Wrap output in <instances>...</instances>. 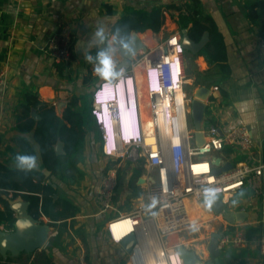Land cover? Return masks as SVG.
Returning <instances> with one entry per match:
<instances>
[{
	"label": "crops",
	"instance_id": "0c3cea01",
	"mask_svg": "<svg viewBox=\"0 0 264 264\" xmlns=\"http://www.w3.org/2000/svg\"><path fill=\"white\" fill-rule=\"evenodd\" d=\"M193 8L200 12L199 18L206 25H217L224 37L226 60H209L205 47L198 53L186 50L184 89L192 97L204 87L210 89L204 101L217 99L219 115L215 121L224 130L238 123L248 124L255 149L264 160V61L261 57L264 0H0V70L5 67L8 70L7 84L0 92V162L18 168L16 155L27 154L26 144L30 145L38 158L35 170L43 173L44 182L56 190L53 199L56 206L51 208V213L61 212L65 201L75 210L74 215L67 213L58 219L42 212L39 219L50 231L47 243L34 252L1 253L0 264H79L81 254L89 264L126 263L124 255L128 252L110 241L107 221L114 214L129 212L146 201L149 169L143 166L136 179L133 176L142 165L134 164L120 171L114 196L119 212L101 213L95 196L107 159L102 154L101 132L92 114V95L100 81L115 77L127 68L135 53L171 35L183 38L188 34L193 25L190 11ZM155 9L162 14L159 29H132L129 43L122 45L114 27L126 16L150 14ZM62 25L72 30L71 58L67 62H58L45 51L49 37ZM101 28L103 41L96 36ZM135 38L140 47L129 59L125 50ZM101 51H111L113 56V74L107 77L97 73V68L101 67L98 58ZM221 65L229 66V71H224ZM31 94L39 101L29 111L35 121L41 119L45 108L53 109L59 119L47 136V140H54L55 162L50 168L41 152L38 140L43 136H37V123L28 131L20 127L25 126L23 104ZM143 112H148L146 98H143ZM239 157L249 160L245 155L239 154ZM18 196L1 195L9 205L10 200ZM200 205L204 212L200 215L196 209L194 214L202 220L186 234V238L193 241L186 248L195 252L203 264H216L207 252V243L214 231L238 228L251 238L264 234V195L256 201L245 197L244 204L236 208V211L250 210L245 222L230 223L207 202ZM1 210H5V205L0 201ZM11 211L12 217L17 219L16 211ZM0 228L13 231L15 226L6 218L0 220ZM53 231L57 233L52 234ZM177 238L172 236L170 242L174 243ZM220 251L221 264H260L257 243L241 247L226 243ZM6 257L11 260L7 261Z\"/></svg>",
	"mask_w": 264,
	"mask_h": 264
},
{
	"label": "built area",
	"instance_id": "2783aa9c",
	"mask_svg": "<svg viewBox=\"0 0 264 264\" xmlns=\"http://www.w3.org/2000/svg\"><path fill=\"white\" fill-rule=\"evenodd\" d=\"M71 44L72 30L68 25H62L49 37L45 51L56 61L67 62L71 58ZM185 53L182 38L177 34L171 35L157 45L135 53L127 68L115 77L100 81L92 95V114L101 118L100 105H111L108 91L117 81L133 77L138 85L142 136L130 144L120 143L113 155L105 154L106 136H101L102 154L107 164L95 200L101 213L119 212L114 204L119 172L134 164L149 169L146 174V201L129 212L114 214L107 221L113 244L121 246L123 238L135 234L134 248L139 249L144 264L149 260L152 264H174L172 261L175 260L180 264L185 262L180 248L189 250L186 245L193 241L188 240L186 234L202 220L201 216L191 214L189 207L192 203L218 198L224 203V211H236L244 204L245 197L256 201L264 195V160L255 149L250 126L242 122L228 130L221 128L215 121L216 113L208 111L210 105L218 102L214 97L206 101L201 125L204 138L202 144L197 143L191 106L193 97L184 89ZM261 57L264 61V41ZM7 73L6 67L0 70V92L7 84ZM143 98L147 99V114L143 112ZM134 148L138 150V159L131 161L129 157ZM239 154L249 157V160L240 159ZM217 158L220 159L219 164L215 163ZM229 162L233 164L231 169L217 172ZM205 165L207 171H204ZM194 167L199 175L194 173ZM209 192L213 193L212 197L207 195ZM234 198H239L240 202L233 205ZM121 221H130L131 230L118 232L122 239L117 240L113 225ZM217 231L222 235L220 250L226 243L235 247L257 243L259 263L264 264V234L251 238L238 228ZM56 233L53 231L52 234ZM172 236L178 237L174 243L170 242ZM211 237L212 234L207 252ZM124 256L125 264H135L133 254ZM79 264H89L84 254L80 255Z\"/></svg>",
	"mask_w": 264,
	"mask_h": 264
},
{
	"label": "trees",
	"instance_id": "16d2710c",
	"mask_svg": "<svg viewBox=\"0 0 264 264\" xmlns=\"http://www.w3.org/2000/svg\"><path fill=\"white\" fill-rule=\"evenodd\" d=\"M178 10L189 11L186 7L175 6ZM193 14V25L189 29L188 35L191 39L200 40L205 32L209 31L210 40L205 45L204 53L211 61H224L226 60V47L224 42V37L219 31L216 24L206 25L202 18H199V11L196 8L190 10ZM208 19V18H207ZM162 23V14L159 9H155L150 14L136 13L124 17L113 29L116 36L121 40L122 45L129 43L131 34L130 30L134 29L136 31H144L148 27L158 30ZM221 68L229 71V66L221 65ZM34 100V101H33ZM39 101L36 95L31 94L27 97L26 103L23 104L24 115L27 118L25 121V126L22 127L23 130L28 131L32 129L37 123L36 133L40 138L42 134L43 138H40L39 143L41 146V152L44 161L49 168L53 166L55 162V153L53 151V141L47 140V136L51 135V131L58 125L59 119L53 109L45 108L42 109V117L39 121H35L29 114L31 106H37ZM27 154L36 156L34 149L26 144ZM122 171V170H121ZM143 171V166L136 170L133 178H138V176ZM120 173V172H119ZM45 175L35 169L24 170L20 168H11L0 162V201L5 205V210L0 211V220L9 218L10 225L15 226L16 218L11 215V209L9 202L1 197L2 194L13 197L21 194L24 199L29 201V213L39 219L41 213L50 216L52 219L63 218L67 215H74L75 210L70 202L65 201L64 209L59 213H51V208L56 206L53 202L55 189L44 182ZM134 179V180H135ZM23 191H26L23 193ZM66 204V206H65ZM70 211V212H68ZM67 225V223L65 224ZM1 255V251H0ZM10 261V257H6ZM1 259V258H0Z\"/></svg>",
	"mask_w": 264,
	"mask_h": 264
},
{
	"label": "water",
	"instance_id": "95a60500",
	"mask_svg": "<svg viewBox=\"0 0 264 264\" xmlns=\"http://www.w3.org/2000/svg\"><path fill=\"white\" fill-rule=\"evenodd\" d=\"M208 40L209 34L207 32L199 42L192 40L188 34H184L182 38V45L186 50H189L193 53H198L205 47ZM139 47L140 42L137 38H135V41L127 46L125 50V55L127 58L130 59ZM127 63L129 65L128 61ZM204 88L196 92L191 102L192 117L196 128L197 143L199 145L202 144L204 138L203 132L201 130L203 117L207 108V104L204 100L210 93V89ZM203 92H205L207 95L203 94ZM36 117H38L37 114ZM58 152L60 151L58 150ZM129 159L131 161H136L138 159L137 149H132ZM215 163L219 164L220 159L217 158ZM232 167L233 164L229 162L222 169L217 170V172L231 169ZM205 201L214 209L217 214L223 213V215H225V219L230 223L245 222L250 214L246 208L237 211H224V203L218 198H207ZM10 205L11 209L17 213V220L15 223V229L13 231H5L0 228L1 253L5 255L8 252H11L13 255H17L23 251L34 252L38 249H41L49 240L50 231L48 230V226L43 224L40 219L33 217L29 213V202L26 201L22 196H18L15 200H10ZM221 238L222 235L219 231L213 232L208 246L209 252L211 256L215 258L216 264H221V251L219 247ZM135 243V234L131 233L123 238L120 244L126 252L133 254L135 264H144L139 249L135 250L134 248ZM180 254L187 264H203V262L197 258L195 252L189 251L184 247L180 248Z\"/></svg>",
	"mask_w": 264,
	"mask_h": 264
},
{
	"label": "clouds",
	"instance_id": "9594fccd",
	"mask_svg": "<svg viewBox=\"0 0 264 264\" xmlns=\"http://www.w3.org/2000/svg\"><path fill=\"white\" fill-rule=\"evenodd\" d=\"M96 36L101 41L104 39V30L98 29ZM101 67L97 73L101 76L112 75L113 56L111 51L98 53ZM92 57H88L91 61ZM111 97V105H100L101 118L94 117L99 126L101 136H106V155H113L120 143L130 144L139 141L143 133L141 107L139 102V89L135 78H125L116 82L115 86L108 91ZM15 161L18 168L32 170L38 166V158L34 155L17 154ZM209 197L213 193H207ZM174 264H180L177 260ZM171 262V263H172ZM182 264V262H181ZM183 264H187L183 262Z\"/></svg>",
	"mask_w": 264,
	"mask_h": 264
},
{
	"label": "bare ground",
	"instance_id": "6f19581e",
	"mask_svg": "<svg viewBox=\"0 0 264 264\" xmlns=\"http://www.w3.org/2000/svg\"><path fill=\"white\" fill-rule=\"evenodd\" d=\"M164 130H166L165 127H164ZM141 201H144V197H143V199H141ZM196 209L199 210L198 214H200V215H202V213L204 212L203 207H201V205L198 204L197 202H194V203L191 204V209L189 207V210H191L190 212H191L192 215H194V212H195ZM128 222L129 221H121V222H117V223H115L113 225V230H114V232L116 233L117 236H119L118 232L126 231V230L129 229L130 226H129ZM148 264H152V260H149Z\"/></svg>",
	"mask_w": 264,
	"mask_h": 264
},
{
	"label": "rangeland",
	"instance_id": "374dc122",
	"mask_svg": "<svg viewBox=\"0 0 264 264\" xmlns=\"http://www.w3.org/2000/svg\"><path fill=\"white\" fill-rule=\"evenodd\" d=\"M212 110V112H214V113H216V115L218 116V114H219V108H218V104L217 103H215V104H213V105H210L209 107H208V111H211ZM94 141V140H93ZM238 202H240V200H239V198H234L233 200H232V204L233 205H235L236 203H238ZM204 209V208H203ZM249 211V213L251 214V212H250V210H248ZM68 246H70V247H72V249H73V246H71V244H69ZM74 250V249H73ZM213 259H215L213 256H211Z\"/></svg>",
	"mask_w": 264,
	"mask_h": 264
},
{
	"label": "snow or ice",
	"instance_id": "6c2138e0",
	"mask_svg": "<svg viewBox=\"0 0 264 264\" xmlns=\"http://www.w3.org/2000/svg\"><path fill=\"white\" fill-rule=\"evenodd\" d=\"M173 43H175V41H173ZM203 168H204V171H207V166H206V165L203 166ZM194 173L197 174V175L200 174V172L198 171V169L195 168V167H194ZM209 182H211V177L209 178ZM153 206H154V204H153ZM128 223H131V222L129 221ZM129 230H131V229H129ZM125 235H127V233H125ZM115 238H116L117 240L122 239V237H120V236H116Z\"/></svg>",
	"mask_w": 264,
	"mask_h": 264
}]
</instances>
